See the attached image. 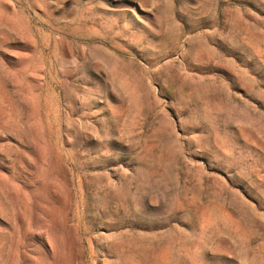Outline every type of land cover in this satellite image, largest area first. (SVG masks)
Returning a JSON list of instances; mask_svg holds the SVG:
<instances>
[{"label": "rangeland", "instance_id": "obj_1", "mask_svg": "<svg viewBox=\"0 0 264 264\" xmlns=\"http://www.w3.org/2000/svg\"><path fill=\"white\" fill-rule=\"evenodd\" d=\"M0 203V264H264V0H0Z\"/></svg>", "mask_w": 264, "mask_h": 264}, {"label": "bare ground", "instance_id": "obj_2", "mask_svg": "<svg viewBox=\"0 0 264 264\" xmlns=\"http://www.w3.org/2000/svg\"><path fill=\"white\" fill-rule=\"evenodd\" d=\"M85 197H86V192H85ZM86 199L84 198V197H82V202H83V205H84V207H87V203H86V201H85ZM0 209H4V206L2 205V203H0ZM12 220V219H11ZM47 232L48 231H44V232H42V235H44L45 236V239H46V242H48L51 246H52V242H51V240L50 239H47L48 238V236L46 237V235L45 234H47ZM82 233L83 232H81V235H82ZM47 244V243H46ZM46 245L44 244V247H45ZM90 246H91V244H90ZM81 249H82V247H81ZM89 250V249H88ZM91 250V249H90ZM46 251L47 252H52V253H54L55 251H54V248H51L50 250L49 249H46ZM4 255V254H3ZM80 255V254H79ZM88 256V255H87ZM92 256V255H91ZM95 256V255H94ZM93 259V258H92ZM78 262V261H77Z\"/></svg>", "mask_w": 264, "mask_h": 264}]
</instances>
